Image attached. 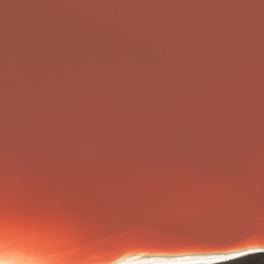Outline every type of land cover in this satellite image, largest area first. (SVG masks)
Returning a JSON list of instances; mask_svg holds the SVG:
<instances>
[{"label": "water", "instance_id": "obj_1", "mask_svg": "<svg viewBox=\"0 0 264 264\" xmlns=\"http://www.w3.org/2000/svg\"><path fill=\"white\" fill-rule=\"evenodd\" d=\"M224 179L253 184L252 220L178 249L264 246V0H0V180L82 209ZM93 242L111 258L170 237ZM5 244L62 264L68 241L5 219Z\"/></svg>", "mask_w": 264, "mask_h": 264}, {"label": "snow or ice", "instance_id": "obj_2", "mask_svg": "<svg viewBox=\"0 0 264 264\" xmlns=\"http://www.w3.org/2000/svg\"><path fill=\"white\" fill-rule=\"evenodd\" d=\"M39 193L40 189L35 187L0 180V225L7 219L13 229L46 230L64 238L68 241L67 249L51 253V257L63 258L62 264H85L93 257L104 256L107 247L94 243L95 237L135 226L170 237V246L143 252L175 254L176 246L191 232L240 228L252 220L246 214V205L253 195V184L247 180L224 179L189 188L179 186L143 199L99 200L82 209L66 204L41 206L36 199ZM259 220L264 222V216ZM10 250L26 258L38 259L43 255L32 253L29 257L27 253ZM2 251L0 245V254ZM216 252L219 254L216 264H224L264 254V246L248 245Z\"/></svg>", "mask_w": 264, "mask_h": 264}, {"label": "clouds", "instance_id": "obj_3", "mask_svg": "<svg viewBox=\"0 0 264 264\" xmlns=\"http://www.w3.org/2000/svg\"><path fill=\"white\" fill-rule=\"evenodd\" d=\"M216 251L198 248H182L175 254L167 251L143 252L142 250H122L111 258L93 257L85 264H214L218 259ZM0 264H40L34 258H26L9 249L5 244L0 254Z\"/></svg>", "mask_w": 264, "mask_h": 264}, {"label": "rangeland", "instance_id": "obj_4", "mask_svg": "<svg viewBox=\"0 0 264 264\" xmlns=\"http://www.w3.org/2000/svg\"><path fill=\"white\" fill-rule=\"evenodd\" d=\"M259 255H264V254H258V256L256 255V256H251L247 258H241V259L230 261L224 264H253V263L264 261V257H259Z\"/></svg>", "mask_w": 264, "mask_h": 264}, {"label": "crops", "instance_id": "obj_5", "mask_svg": "<svg viewBox=\"0 0 264 264\" xmlns=\"http://www.w3.org/2000/svg\"><path fill=\"white\" fill-rule=\"evenodd\" d=\"M259 257H264V255H259ZM254 258H256V257H254ZM253 264H262V261L261 262H258V263H253Z\"/></svg>", "mask_w": 264, "mask_h": 264}]
</instances>
